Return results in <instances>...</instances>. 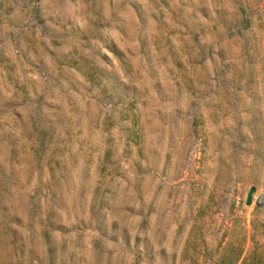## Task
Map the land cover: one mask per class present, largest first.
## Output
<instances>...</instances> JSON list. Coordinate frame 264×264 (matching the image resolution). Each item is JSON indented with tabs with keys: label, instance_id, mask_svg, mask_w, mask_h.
Returning <instances> with one entry per match:
<instances>
[{
	"label": "rangeland",
	"instance_id": "obj_1",
	"mask_svg": "<svg viewBox=\"0 0 264 264\" xmlns=\"http://www.w3.org/2000/svg\"><path fill=\"white\" fill-rule=\"evenodd\" d=\"M239 248L264 264V0H0V264Z\"/></svg>",
	"mask_w": 264,
	"mask_h": 264
},
{
	"label": "trees",
	"instance_id": "obj_2",
	"mask_svg": "<svg viewBox=\"0 0 264 264\" xmlns=\"http://www.w3.org/2000/svg\"><path fill=\"white\" fill-rule=\"evenodd\" d=\"M242 252V249L241 248H239L236 252H235V254L233 255V256H231V257H229L228 259H226V260H222V263H224V264H237V262L241 259V253ZM246 259L247 258H242L241 259V264H247V261H246Z\"/></svg>",
	"mask_w": 264,
	"mask_h": 264
},
{
	"label": "water",
	"instance_id": "obj_3",
	"mask_svg": "<svg viewBox=\"0 0 264 264\" xmlns=\"http://www.w3.org/2000/svg\"><path fill=\"white\" fill-rule=\"evenodd\" d=\"M254 192V188L251 187L249 188V190L246 193V197H245V204L249 205L251 203V198H252V193Z\"/></svg>",
	"mask_w": 264,
	"mask_h": 264
}]
</instances>
